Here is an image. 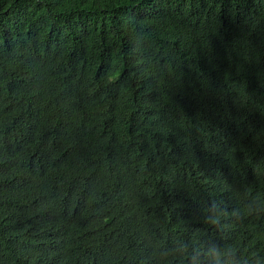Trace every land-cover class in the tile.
<instances>
[{
	"label": "trees",
	"instance_id": "obj_1",
	"mask_svg": "<svg viewBox=\"0 0 264 264\" xmlns=\"http://www.w3.org/2000/svg\"><path fill=\"white\" fill-rule=\"evenodd\" d=\"M0 264H264V0H0Z\"/></svg>",
	"mask_w": 264,
	"mask_h": 264
}]
</instances>
